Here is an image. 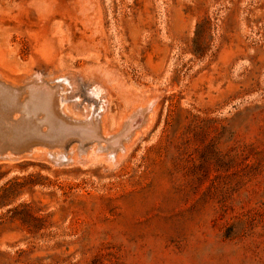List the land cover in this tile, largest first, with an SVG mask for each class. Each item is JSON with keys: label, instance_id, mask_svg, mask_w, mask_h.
Listing matches in <instances>:
<instances>
[{"label": "rangeland", "instance_id": "rangeland-1", "mask_svg": "<svg viewBox=\"0 0 264 264\" xmlns=\"http://www.w3.org/2000/svg\"><path fill=\"white\" fill-rule=\"evenodd\" d=\"M0 79L135 121L0 158V264H264V0H0Z\"/></svg>", "mask_w": 264, "mask_h": 264}, {"label": "bare ground", "instance_id": "bare-ground-1", "mask_svg": "<svg viewBox=\"0 0 264 264\" xmlns=\"http://www.w3.org/2000/svg\"><path fill=\"white\" fill-rule=\"evenodd\" d=\"M28 85L30 86H27L28 90L25 89L24 97L19 95L21 88L18 90V94H11L8 91L0 92V137H3L4 133L9 134L13 126L11 122L15 123L18 120L17 124L21 126L15 139L12 140L10 137L7 139L9 144H6L11 152L10 154H0L1 159L12 158L13 153H26L31 150L33 145L43 146L53 153H60L69 136L76 137L75 143H79V146L89 139H97L115 152L120 147L122 136L120 135L117 141H114L113 136L117 133L122 134L125 125L127 129H131L135 122L130 119L116 133L104 136L99 123L93 122L90 117L75 119L63 114L56 106L57 90L55 88H51L49 85L41 86L34 80L30 81ZM6 88L10 90V86ZM22 89L24 90V88Z\"/></svg>", "mask_w": 264, "mask_h": 264}, {"label": "water", "instance_id": "water-1", "mask_svg": "<svg viewBox=\"0 0 264 264\" xmlns=\"http://www.w3.org/2000/svg\"><path fill=\"white\" fill-rule=\"evenodd\" d=\"M75 138H76V137H74V136H69V137H68V141L66 142L65 147H66V148L69 147V144L73 143V142L75 141ZM83 148H85V147H83ZM78 155H79V154H78Z\"/></svg>", "mask_w": 264, "mask_h": 264}]
</instances>
